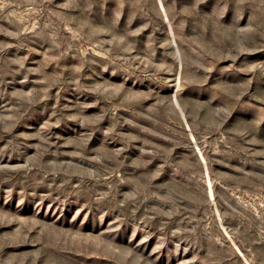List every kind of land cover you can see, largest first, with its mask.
<instances>
[{"label":"rangeland","instance_id":"rangeland-1","mask_svg":"<svg viewBox=\"0 0 264 264\" xmlns=\"http://www.w3.org/2000/svg\"><path fill=\"white\" fill-rule=\"evenodd\" d=\"M0 264H264V0H0Z\"/></svg>","mask_w":264,"mask_h":264}]
</instances>
